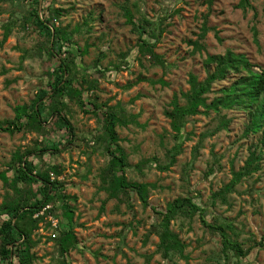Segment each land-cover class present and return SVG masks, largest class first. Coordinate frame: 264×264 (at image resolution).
I'll return each instance as SVG.
<instances>
[{
    "label": "rangeland",
    "instance_id": "1",
    "mask_svg": "<svg viewBox=\"0 0 264 264\" xmlns=\"http://www.w3.org/2000/svg\"><path fill=\"white\" fill-rule=\"evenodd\" d=\"M40 1L41 16L53 17L56 24L74 31L69 43H63L60 57L67 56L66 49H89L77 58L81 74L98 84L94 92L84 93L86 109H93L95 100L125 107L123 117L128 124L117 126L127 156L124 174L131 183L147 185L148 203L134 188L111 197L102 188L113 177H105L110 155L96 141L104 129L103 121L91 111L84 112L76 101H68L65 112L74 127L71 141L57 153L48 151L42 158L33 154L30 159L41 171L59 166V171L49 170V175L63 184L61 190L69 196L79 244L61 254L56 240L48 239L54 233L58 238L59 230L44 223L34 236L38 239L33 248L35 264H63L64 260L66 264H264V145L261 132H245L250 123L248 111L236 106L220 114L210 111L188 117L182 152L174 163L171 154L177 140L165 114L174 93L181 104L186 103L182 92L189 90L191 74L203 80L213 70L204 63L208 54L231 49L245 54L256 70H264V0H250L247 7L240 0ZM30 5L31 0H0V119L13 118L17 105L30 104L40 89H47L48 72L58 64L59 56L48 53V34L27 19ZM125 6L137 20L147 16L159 23L162 19L165 30L155 52L164 65L150 55L135 57L140 55L139 38L127 22ZM56 8L62 9L57 18ZM205 20L210 30L200 38ZM4 25L11 29L5 40ZM147 30L151 32V27ZM146 38L154 41L150 35ZM122 53L130 54L125 58ZM239 76L230 74L216 81L207 95L209 101ZM139 77L144 78L137 82ZM219 125L222 128L217 131ZM47 130H0V171L8 170L18 149L65 143L64 129H53L48 123ZM254 150L260 155L258 171L245 176L226 203L214 200V193L231 180L232 169L240 170ZM8 174L12 176L13 170ZM6 191L0 181V204ZM182 197H191L204 212H180L171 221L170 229L185 245L181 253L160 244L161 212ZM49 219L53 225H68L60 207ZM224 221L232 224L228 232L242 243L245 254L223 251L221 234L209 224Z\"/></svg>",
    "mask_w": 264,
    "mask_h": 264
},
{
    "label": "trees",
    "instance_id": "2",
    "mask_svg": "<svg viewBox=\"0 0 264 264\" xmlns=\"http://www.w3.org/2000/svg\"><path fill=\"white\" fill-rule=\"evenodd\" d=\"M209 2L211 3L212 0ZM240 4L243 7L251 5L250 0H240ZM40 5V0H31L30 18L27 17V19H31L40 30L48 34L50 38L48 53L52 57L59 56L58 64L53 71L48 72V88L40 89L30 104L17 105L13 118L0 119V130L9 133L17 131L44 133L48 131L47 124L51 123L53 129L65 130V143L52 142L42 145L40 149L37 146L24 151L18 149L14 152L13 160L8 167V170H13V175L10 176L8 170L0 171V181H3L7 187L4 199L0 204V259L3 264H15L14 257L17 258L18 264H35L37 255L33 248L37 245L38 239H35L34 236L44 223L46 227L54 226L59 230L58 238L55 239L57 234L54 233V237L48 236V239L56 240L61 254L64 255L78 247L79 242L73 222L74 212L68 201L69 196L62 192L63 184L58 180L52 181L49 175V170L57 172L59 166L50 165L49 170L41 171L30 159L33 154L42 158L45 152L57 153L61 150V146H65L67 142L71 141L74 127L65 112L68 111V101H76L84 112L91 111L101 117L103 121L104 129L96 141L105 146L106 152L110 155L105 177L108 179L109 176L113 177L102 188L110 197L117 195L120 191L134 188L139 193L141 200L145 204L148 203L147 185L138 182L131 183L124 174V168L128 165L127 156L120 144L121 137L117 126L128 124V120L123 117L125 107L122 103L110 105L108 102L100 103L95 100L92 103L94 108L86 109L84 93L86 90L94 92L98 88V84L97 81L89 80L86 75L81 74L77 58L78 56L83 57L89 49L87 47L82 49L81 46L66 49L67 56L60 57L63 43H69L74 31H68V28L60 23L56 24L53 17L41 16ZM54 13V17L57 18L62 15V9L56 8ZM124 14L127 17V22L138 33L137 47L140 55L136 54L135 57L139 56L140 59V56L150 55L155 58L157 63L164 65L165 61L155 52L157 42L161 40L165 30L161 25L162 19L159 20V23L147 16L137 20L133 10L128 6L124 7ZM84 23L88 24L89 20L85 19ZM148 27H151V32H148ZM209 30L210 27L207 26L205 20L200 38H204ZM10 32V26L4 25V40ZM146 35L152 36L154 41H149ZM193 44L202 47V45H198L197 41H193ZM128 54L130 53H122L121 56L126 58ZM101 60L98 61V64ZM124 62L126 61L124 60ZM204 63L208 68L213 66V70L209 71L203 80H199L194 74L190 75V88L188 91L182 92L186 103L181 104L178 94L174 93L170 108L165 110L177 140L174 152L171 154V163H174L176 155L182 152L187 118L210 111L220 114L223 109H232L236 106L246 109L250 115V123L245 132L246 134L261 132V141L264 145V70H256L245 54L236 53L231 49H227L224 54H208ZM230 74H239L240 76L229 87L223 88L221 95L209 101L207 95L212 91L213 84L216 81L227 79ZM143 78L139 77L137 82ZM85 84L87 85L85 86ZM222 123L223 126L226 125L225 120ZM220 128L222 127L219 125L217 131ZM204 136L203 134L202 138ZM259 156L258 151L254 150L240 170L232 169L231 180L214 193V200L220 199L226 203L228 194L242 179L258 171ZM120 172L121 174H119ZM35 184L39 185L36 190L33 188ZM57 207L61 208L62 214L68 220L66 227L58 224L53 225V221L48 220L49 215L54 214ZM197 211L203 213L204 208L194 203L191 197L176 198L169 202L166 211L161 212L163 231L160 246L182 253L185 245L178 234L170 229V223L180 212L192 215ZM209 226L221 234L224 252L227 249H232L239 255L245 254L242 243L233 239L228 232L233 228L230 222H214ZM63 264H66L65 260Z\"/></svg>",
    "mask_w": 264,
    "mask_h": 264
}]
</instances>
